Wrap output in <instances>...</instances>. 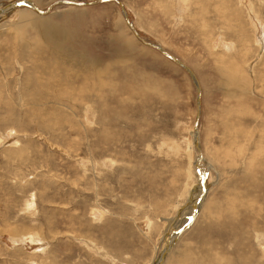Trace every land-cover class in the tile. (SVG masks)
I'll return each mask as SVG.
<instances>
[{
	"label": "rangeland",
	"instance_id": "1",
	"mask_svg": "<svg viewBox=\"0 0 264 264\" xmlns=\"http://www.w3.org/2000/svg\"><path fill=\"white\" fill-rule=\"evenodd\" d=\"M15 1L0 0V264H154L196 204L161 264H264V0H118L196 76L203 185L194 84L115 0Z\"/></svg>",
	"mask_w": 264,
	"mask_h": 264
},
{
	"label": "water",
	"instance_id": "2",
	"mask_svg": "<svg viewBox=\"0 0 264 264\" xmlns=\"http://www.w3.org/2000/svg\"><path fill=\"white\" fill-rule=\"evenodd\" d=\"M103 1H106V0H95V1H90V2H81V1H72V0H56L54 1L52 4H50L46 10H40L38 8H36L34 5H32L31 2H28L26 0H24V3H21L20 0L18 1H15V2H12L8 5V7H14L16 5H19V4H23V5H26L28 7H30L31 9L35 10L36 12L40 13V14H46L48 12H50L51 8H53L54 6H57V5H73V6H88V5H93V4H96V3H100V2H103ZM119 6H120V10L122 12V15L124 17V20L127 24V26L131 29V31L133 32V34L135 35V37L140 40L143 44L149 46V47H152V48H155L156 50H158L160 53H162L163 55H165L166 57L170 58L172 61H174L177 65H179L182 69H184L187 74L189 75V77L191 78L193 84H194V87H195V90H196V119H195V122H194V132L196 134H198V122H199V117H200V98H201V90H200V86L196 80V76L194 74V72L186 65L184 64L181 60H179L178 58H176L174 55L170 54L169 52H167L164 48H162L160 45L156 44V43H153V42H149V41H146L139 33L138 31L135 29V27L133 26V24L130 22L129 18H128V15H127V12L126 10L124 9V6L122 5V3L118 0H115ZM195 147H196V150L198 152V156L196 157L195 159V167H196V174L198 175L199 179H200V182L201 184L203 185L204 183V175H202L201 171H200V168L198 167V164L201 160V148L198 144V136H196L195 138ZM204 192V189L202 190L201 193ZM195 216H196V211L195 209L192 211L190 217L188 218V220H186L184 222V224H182V226H180L177 231H176V236L173 240V242L170 244V247H172L176 241V239L178 238V236L181 234L182 231H184L185 229H187L190 224L194 221L195 219ZM168 252L167 249H165L162 254L160 255V259L158 261L157 264H161L164 260V257L166 255V253Z\"/></svg>",
	"mask_w": 264,
	"mask_h": 264
},
{
	"label": "bare ground",
	"instance_id": "3",
	"mask_svg": "<svg viewBox=\"0 0 264 264\" xmlns=\"http://www.w3.org/2000/svg\"><path fill=\"white\" fill-rule=\"evenodd\" d=\"M27 1V0H26ZM28 2H30V1H28ZM183 2H185V1H183ZM33 5V4H32ZM5 11H7V10H0V12L1 13H4ZM28 12V11H27ZM35 12V11H34ZM34 14V13H33ZM0 15H2V14H0ZM5 15V14H4ZM24 15V14H23ZM47 31L48 32H50L48 29H47ZM232 77V76H231ZM191 79V78H190ZM196 136H198V144H199V135L198 134H196L194 131H193V144H194V148H195V150H196V147H195V138H196ZM196 152H197V150H196ZM198 153V152H197ZM198 156V154H196V157ZM204 160V156H202L201 155V160H200V162H199V164H198V167L200 168L201 166H200V163H201V161H203ZM201 164H203V163H201ZM191 165V164H190ZM205 165H207L208 166V164L206 163ZM210 165V164H209ZM206 167V166H205ZM202 175H204V174H202ZM199 188H198V193L199 192H201V189H202V186L200 187V186H198ZM203 189H205V186H203ZM197 192V191H196ZM197 193V194H198ZM198 196V195H197ZM197 198V197H196ZM194 203V202H193ZM198 204H196L194 207H193V209H191L190 210V206H189V211H188V214H187V216L185 217V219L184 218H182L181 220L179 219V221L176 223V225H175V231L171 234V235H169L170 237H168L169 238V240H168V244H167V246L164 248V249H162V251H161V253H160V255L162 254V252L165 250V249H167L168 251H169V248H170V244L173 242V240H174V238H175V236H176V231H177V229L180 227V226H182V224L190 217V215H191V213H192V211L195 209V211H197V209H198ZM173 222V221H172ZM173 230V229H172ZM181 235V234H180ZM180 237V236H179ZM167 239V238H166ZM178 239V238H177ZM167 241V240H166ZM261 241V240H260ZM261 243H263V242H261ZM264 244V243H263ZM160 255L157 257V259H156V262H154V264H157L158 263V261H159V259H160ZM165 260V259H164ZM164 262V261H163Z\"/></svg>",
	"mask_w": 264,
	"mask_h": 264
},
{
	"label": "snow or ice",
	"instance_id": "4",
	"mask_svg": "<svg viewBox=\"0 0 264 264\" xmlns=\"http://www.w3.org/2000/svg\"><path fill=\"white\" fill-rule=\"evenodd\" d=\"M21 3H24V0H20Z\"/></svg>",
	"mask_w": 264,
	"mask_h": 264
}]
</instances>
